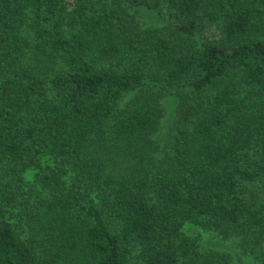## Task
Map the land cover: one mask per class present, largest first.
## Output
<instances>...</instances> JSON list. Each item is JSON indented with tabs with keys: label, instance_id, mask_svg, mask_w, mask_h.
<instances>
[{
	"label": "trees",
	"instance_id": "1",
	"mask_svg": "<svg viewBox=\"0 0 264 264\" xmlns=\"http://www.w3.org/2000/svg\"><path fill=\"white\" fill-rule=\"evenodd\" d=\"M187 225L264 264V0H0V264H234Z\"/></svg>",
	"mask_w": 264,
	"mask_h": 264
},
{
	"label": "rangeland",
	"instance_id": "2",
	"mask_svg": "<svg viewBox=\"0 0 264 264\" xmlns=\"http://www.w3.org/2000/svg\"><path fill=\"white\" fill-rule=\"evenodd\" d=\"M136 14V19L140 23L142 28L154 29L159 28L163 25L161 17L155 13H146L143 11L132 12ZM164 107L166 109L165 118L161 121L159 129L157 131L156 137L158 141L163 144L165 143L166 136L170 131L172 120H173V108H175V101L173 97H167L163 101ZM183 231L198 239V245L201 250L203 249H214L220 252H224L230 255L234 264H252V261L248 258L243 257L240 253V249L237 245V240L223 241L217 238L212 232H204L203 230L196 228L191 225H187L183 228Z\"/></svg>",
	"mask_w": 264,
	"mask_h": 264
}]
</instances>
